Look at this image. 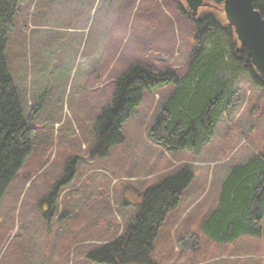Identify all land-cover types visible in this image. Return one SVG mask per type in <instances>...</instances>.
<instances>
[{"label": "rangeland", "instance_id": "rangeland-1", "mask_svg": "<svg viewBox=\"0 0 264 264\" xmlns=\"http://www.w3.org/2000/svg\"><path fill=\"white\" fill-rule=\"evenodd\" d=\"M204 1L218 9L198 13L228 25L223 3ZM195 29L185 0H21L6 57L36 136L0 202V264H94L88 255L125 236L142 194L183 169L193 179L159 230L152 263L264 264V239L221 244L201 232L231 167L264 153V90L249 74L199 156L148 138L174 90L167 84L144 94L122 144L90 158L96 118L117 77L133 63L183 76ZM190 235L197 248H181Z\"/></svg>", "mask_w": 264, "mask_h": 264}, {"label": "trees", "instance_id": "trees-1", "mask_svg": "<svg viewBox=\"0 0 264 264\" xmlns=\"http://www.w3.org/2000/svg\"><path fill=\"white\" fill-rule=\"evenodd\" d=\"M212 1L220 5L225 0ZM20 3L21 0H0V202L32 155L36 136L26 122L6 57ZM255 8L264 18V0H257ZM193 20L195 47L183 76L168 69L156 73L146 65L133 63L117 77L111 103L96 118L91 160L105 158L113 147L124 142V125L142 104L146 92L167 84L174 86L161 105L148 138L168 152L189 151L199 156L213 139L222 116L238 103L236 83L240 76L249 74L264 90V78L248 54L237 51L233 28L223 25L213 12L199 14ZM67 170L70 174L68 166ZM192 179L191 172L183 169L148 188L140 197L137 215L125 236L90 253L88 260L94 264H153L150 257L159 230L168 214L179 206ZM201 232L221 244L242 237L264 239V153L231 167L221 184L217 206L203 222ZM198 240L196 235H190L178 244L194 249Z\"/></svg>", "mask_w": 264, "mask_h": 264}, {"label": "water", "instance_id": "water-1", "mask_svg": "<svg viewBox=\"0 0 264 264\" xmlns=\"http://www.w3.org/2000/svg\"><path fill=\"white\" fill-rule=\"evenodd\" d=\"M192 17L200 8H210L204 0H185ZM257 0H225L223 11L228 25L234 29L240 46L237 51L246 52L259 75L264 78V18L255 8Z\"/></svg>", "mask_w": 264, "mask_h": 264}, {"label": "flooded vegetation", "instance_id": "flooded-vegetation-1", "mask_svg": "<svg viewBox=\"0 0 264 264\" xmlns=\"http://www.w3.org/2000/svg\"><path fill=\"white\" fill-rule=\"evenodd\" d=\"M220 10H222V8H220Z\"/></svg>", "mask_w": 264, "mask_h": 264}]
</instances>
